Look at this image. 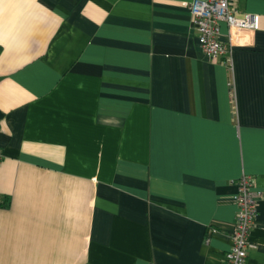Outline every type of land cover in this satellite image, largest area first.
<instances>
[{"label":"crops","instance_id":"1","mask_svg":"<svg viewBox=\"0 0 264 264\" xmlns=\"http://www.w3.org/2000/svg\"><path fill=\"white\" fill-rule=\"evenodd\" d=\"M193 1L0 0V264H225L244 175L264 264V0L232 66Z\"/></svg>","mask_w":264,"mask_h":264},{"label":"built area","instance_id":"2","mask_svg":"<svg viewBox=\"0 0 264 264\" xmlns=\"http://www.w3.org/2000/svg\"><path fill=\"white\" fill-rule=\"evenodd\" d=\"M238 2L239 0H194L189 4L200 48L213 63L222 61L227 66L233 65L234 47L231 37L228 42L221 40L222 23L230 31L262 29V16L242 12ZM235 183L237 215L231 235V248L225 254L224 262L247 264L248 254L252 249L250 235L257 225L261 193L256 190L253 176L244 175Z\"/></svg>","mask_w":264,"mask_h":264}]
</instances>
